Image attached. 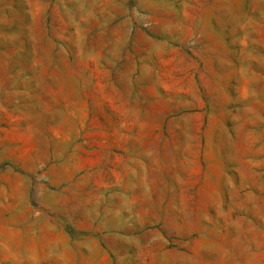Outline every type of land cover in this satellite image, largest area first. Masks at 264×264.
I'll return each instance as SVG.
<instances>
[{
  "label": "rangeland",
  "instance_id": "obj_1",
  "mask_svg": "<svg viewBox=\"0 0 264 264\" xmlns=\"http://www.w3.org/2000/svg\"><path fill=\"white\" fill-rule=\"evenodd\" d=\"M0 264H264V0H0Z\"/></svg>",
  "mask_w": 264,
  "mask_h": 264
}]
</instances>
